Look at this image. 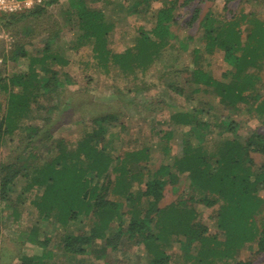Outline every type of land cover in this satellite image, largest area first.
<instances>
[{
    "label": "trees",
    "instance_id": "obj_1",
    "mask_svg": "<svg viewBox=\"0 0 264 264\" xmlns=\"http://www.w3.org/2000/svg\"><path fill=\"white\" fill-rule=\"evenodd\" d=\"M95 2L69 0L68 16L75 17L78 28L76 45L71 49L92 44L100 65L109 62L125 72L140 69L145 73L175 38L170 25L177 0H170L159 7L150 32L140 31L138 45L133 50L113 53L106 39L111 26L105 23L104 13L92 6ZM228 3L222 8L228 13L208 11L200 21V29L204 51L207 54L222 51L229 69L222 80H217L198 65L202 51L194 48L195 67L188 79L196 87L194 93L216 95L225 108L224 113L209 122L199 117L204 111L202 108L172 112L168 121L177 126L178 132L181 130L178 137L182 147V155L173 163L154 167L149 146L118 154L114 145L118 138L110 141L105 134L116 118L102 115L92 120L98 130L87 135L75 149L69 150L63 141H57L54 146L57 154L43 167H34L26 161L5 167L7 173L0 180L1 201L22 175L26 180L25 195L34 188L42 189L34 205L45 222L58 224L65 230L77 223L91 222L87 231L63 233L61 249L66 259H74L77 264H111L108 255L123 236L127 244L146 249L147 264H169L167 248L173 244L179 245V257L190 264H252L251 260L242 259L241 253L244 248L252 249L253 244L256 254L264 253V227L260 228L255 220L264 213V162L257 164L252 156H264V134L255 130L241 137L238 122L225 115L228 110L229 115L245 112L254 118L258 114L264 123V96L256 89L262 81L260 72L264 67V21L256 11L232 13ZM35 13L40 12L30 11L29 15ZM198 13L199 10L193 21ZM15 17L12 15V19ZM50 42L49 39L40 57H30L27 71L0 78V89L8 92L7 113L0 121V139L1 135L15 133L18 120L34 111L45 110L41 100L58 95L59 72L52 66L68 61L57 49H51ZM180 42L186 50L184 41ZM28 56V51L20 47L13 52L11 60L17 62ZM174 90L184 94L183 89ZM26 130L35 133L37 127ZM175 130L164 132L161 142L171 141ZM213 136H217V142L210 152L206 144ZM181 178L191 192L188 199L161 207L165 187L177 180L179 183ZM134 186L142 187L135 191ZM109 193L123 200H110ZM199 205L206 210L218 206L215 218L222 240L217 233H208V227L200 221L205 214L198 213ZM30 231V240L36 242L39 230ZM1 235L0 224V239ZM45 241L39 239L38 244L45 246ZM53 261L54 254L48 251L41 257L22 260V264H56Z\"/></svg>",
    "mask_w": 264,
    "mask_h": 264
},
{
    "label": "rangeland",
    "instance_id": "obj_2",
    "mask_svg": "<svg viewBox=\"0 0 264 264\" xmlns=\"http://www.w3.org/2000/svg\"><path fill=\"white\" fill-rule=\"evenodd\" d=\"M50 1L32 0L30 6L24 5L16 12H0V78L7 79L14 73L27 71L30 57H40L49 39L51 49H57L68 61L66 64L55 63L52 66L59 72L61 86L57 96L52 94L48 100L40 101L46 109L34 111L18 120L19 126L14 134L1 135L0 180L7 173L5 167L10 168L16 163L26 161L27 164L32 162L34 167H43L57 154L54 146L59 140L63 141L69 150L75 149L87 135L98 130L92 120L102 115H112L116 118L113 124L107 127L105 134L110 141L118 138L114 144L118 154L146 145L151 149L154 167L162 163H173V159L180 155L182 150L178 137L181 130L178 132L177 126L173 127L168 121L170 114L177 110L202 108L204 111L199 117L210 122L218 119L220 113L223 115L225 110L216 95L211 92L196 94L193 92L195 85L188 81L195 67L194 48L202 51L198 65L209 71L217 80H222L224 73L229 69L222 51L212 54L204 51L200 21L210 10L222 13L223 5L227 1L232 13H238L240 10L246 13L256 11L257 16L264 21V0H250L249 4H246L245 0H177L174 19L170 25L175 38L171 39L170 45L162 49L160 57L155 59L147 72L143 73L140 69L125 72L118 65L109 62L107 65H100L95 58L92 44L81 45L77 50H72L71 47L76 45L78 28L74 22L75 17L68 16L69 0H57L48 4ZM139 1L96 0L92 4L95 9L104 13L105 23L111 26L106 39L107 47L113 53L133 50V47L138 45L140 31L150 32L159 7L170 0ZM136 2H139L137 6ZM197 10V19L193 21ZM30 11L40 13L29 15ZM12 15L17 16L15 20ZM148 35L153 38L151 34ZM180 40L184 41L186 50L182 48ZM20 47L26 49L29 56L15 62L11 58L13 52ZM260 76L262 81L256 85V89L264 96V67ZM174 89H183L184 94H179ZM7 93L0 89V121L7 113ZM225 115L238 122V133L241 137H246L255 130L264 134L260 117L252 118L245 112L229 115V110ZM28 127H37V131L28 133ZM173 128H177L176 137L167 143L169 150L166 154L163 149L166 142H161V137L164 131ZM42 138L44 140L39 141ZM216 142L217 136L211 137L207 141L206 150L213 151ZM252 156L257 164L264 162V156ZM114 177L111 175V179ZM25 181V178L19 175L12 189L8 188L6 199L0 200V224L4 236L3 241H0V264H22V260L17 258L21 249L19 235L28 234L29 230L34 228L39 230L41 241L46 238H49V241H45L47 245L42 247L30 243L23 245L21 256L52 251L57 255L54 260L60 264H77L74 259L65 261L60 256L62 235L70 234L69 231H87L91 222L77 223L66 230L58 224L45 222L40 210L34 205L42 194V189L34 188L25 195ZM141 187L134 186L133 189L137 191ZM190 193L185 180L181 178L179 183L177 180V183L165 187L160 206L186 201ZM18 195H22L21 198H17ZM107 198L123 200L111 194ZM217 208L218 206H215L206 210L202 205L196 207L198 213L205 214L201 216L200 221L208 227V233H217L219 240H222L215 218ZM15 219L18 221L15 222ZM255 220L260 228L264 227V213L257 215ZM127 243L125 236L118 239L115 249L108 255L111 264H147L149 257L145 249ZM178 246L173 244L167 248L170 255L169 264H190L185 262L183 257H179ZM255 251V244L252 249L244 248L241 258L251 260L252 264H264V253L256 254Z\"/></svg>",
    "mask_w": 264,
    "mask_h": 264
},
{
    "label": "crops",
    "instance_id": "obj_3",
    "mask_svg": "<svg viewBox=\"0 0 264 264\" xmlns=\"http://www.w3.org/2000/svg\"><path fill=\"white\" fill-rule=\"evenodd\" d=\"M254 117L255 118H259V115L258 114H256V115H254ZM261 118V117H260ZM260 122H261V124H263V126H264V123H262V121H261V119H260ZM164 132H166V131H164ZM176 137V135L175 136H173V138H175ZM144 146H146V145H144ZM143 146V147H144ZM167 146V144L165 143V145H164V147H163V149L165 148ZM168 147V146H167ZM141 148V147H140ZM168 150H169V147H168ZM168 152H166V154H167ZM182 155V150H181V154L180 155H178V156H176L173 160H175L176 158H178V157H180ZM151 156H152V153H151ZM18 221V220H17ZM16 221V219H15V222H17ZM116 230L117 229H115L113 232H112V234L113 233H115L116 232ZM30 231V230H29ZM31 232V231H30ZM29 232V233H30ZM72 233V232H71ZM24 235H19V241H20V243H21V249H20V251H19V253H18V255H17V258H20L21 260H27V259H33L34 257H41V256H43V255H45V254H47L48 252L46 251V252H43V253H41V254H37V255H26V254H24L23 256H21V253L23 252L22 251V249H23V245H25V244H28V243H30L31 245H33V246H39V247H42V246H40L39 244H38V241H39V236H37L36 237V242H32L31 240H30V237H29V234H25V233H23ZM72 234H76L75 232H73ZM3 238H4V236H3V231H2V235H1V239H0V241H3ZM136 247H140V246H136ZM142 248H144V247H142ZM145 249V248H144ZM61 254H60V256L63 258V260H65V261H71L72 259H66L65 257H64V255L62 254L63 253V250L61 249ZM145 251H146V249H145ZM52 252V251H51ZM52 254H54V259L57 257V255L55 254V253H53L52 252ZM53 262H56L55 260L53 261ZM50 263V262H49ZM56 264H57V262H56ZM58 264H60V263H58Z\"/></svg>",
    "mask_w": 264,
    "mask_h": 264
},
{
    "label": "built area",
    "instance_id": "obj_4",
    "mask_svg": "<svg viewBox=\"0 0 264 264\" xmlns=\"http://www.w3.org/2000/svg\"><path fill=\"white\" fill-rule=\"evenodd\" d=\"M40 2L41 0H37ZM32 0H0V12H16L21 9L24 5L30 6Z\"/></svg>",
    "mask_w": 264,
    "mask_h": 264
}]
</instances>
